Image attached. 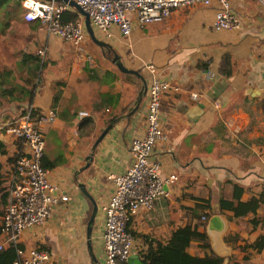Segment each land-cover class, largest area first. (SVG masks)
Masks as SVG:
<instances>
[{"label":"crops","instance_id":"0c3cea01","mask_svg":"<svg viewBox=\"0 0 264 264\" xmlns=\"http://www.w3.org/2000/svg\"><path fill=\"white\" fill-rule=\"evenodd\" d=\"M229 2L240 21L238 31L212 29L216 3L195 5L162 22L133 28L128 37L114 32L108 41L93 29L97 40L112 47L110 51L95 45L86 31L79 51L41 30L38 22L25 23L20 4L14 9L18 16L5 20L0 39V86L12 90L5 97L7 106L0 104V121H13L29 108L54 113L55 122L40 128L45 141L42 164L48 166L55 194L68 198L51 208L45 224L21 233L18 245L23 250H49L45 264H93L86 239L92 204L78 189L82 183L97 206L91 250L99 264L104 262L101 208L113 192L108 177L122 174L130 165V142L144 133L147 102L145 93L138 109L127 116L141 82L131 75L127 79L111 64L105 52H115L128 69L145 78L143 66L152 64L160 77L179 88L161 98V128L168 141L157 143L152 155L160 164L161 176L174 174L177 181L164 186L153 210L140 211L131 219L130 256L142 264L141 252L166 243L174 230L196 224L191 210L197 205L209 201L217 213L219 198H230L234 186H239L244 188L242 202L255 198L262 205L239 218L231 211L222 212L228 222L224 243L231 249L229 260L264 264V247L260 253L245 247L264 235V5L256 0ZM11 10L3 7L0 15L5 18V11ZM89 40L91 48L84 49ZM128 51L135 56L133 61L127 58ZM224 58L231 65L228 77L220 72ZM203 64L205 69L200 68ZM198 104L202 111L191 114ZM80 112L88 116L79 119ZM114 117L123 119L105 135L89 167L76 177L93 143ZM0 142L6 151L0 155L6 178L12 169L8 159L16 149L7 135L1 134ZM7 202L0 201V224ZM201 245L191 242L186 252L195 257L209 254Z\"/></svg>","mask_w":264,"mask_h":264},{"label":"built area","instance_id":"2783aa9c","mask_svg":"<svg viewBox=\"0 0 264 264\" xmlns=\"http://www.w3.org/2000/svg\"><path fill=\"white\" fill-rule=\"evenodd\" d=\"M76 2L89 16L92 28L110 41L114 32L128 37L133 28L159 23L174 12L199 5L217 8L212 23L214 31H238L240 21L232 13L229 0H71ZM264 5V0H256ZM25 23L38 22L41 30L82 51L85 36L83 19L76 23H63V14L71 10L68 6L51 1L19 0ZM41 54V53H40ZM127 58L135 59L132 52ZM146 71V112L145 128L141 137L130 142L131 162L122 174H111L108 179L113 192L102 206L104 216L103 264H127L133 248V237L129 231L131 219L140 211L153 210L157 199L164 194V186L177 181L174 174L161 176L160 164L152 160L157 143L167 142L168 136L161 128V98L168 92H178L179 88L160 77L152 64H144ZM193 100L197 95H192ZM88 116L80 112L78 118ZM55 122L52 111L39 112L31 108L19 114L13 122L0 124V133L13 139L15 149L19 147L17 158L6 176L8 202L3 209L0 224V250L7 245L16 248L13 264H45L50 251L33 248H18L21 233L45 224L51 208L59 201L66 202L67 196L55 194L49 182L48 169L43 167L45 141L41 131L43 125ZM7 173V172H6Z\"/></svg>","mask_w":264,"mask_h":264},{"label":"trees","instance_id":"16d2710c","mask_svg":"<svg viewBox=\"0 0 264 264\" xmlns=\"http://www.w3.org/2000/svg\"><path fill=\"white\" fill-rule=\"evenodd\" d=\"M12 3V4H11ZM19 5L16 1L10 0H0V9L3 7H8L10 9H15ZM80 19L79 15L74 10L66 11L62 16L63 23H76ZM106 58L111 61L113 57L112 52L106 53ZM230 63L227 58L223 59L222 67L220 69L221 74L228 77L230 75ZM200 68L205 69L206 65L200 66ZM38 67H35L37 71ZM126 78H132L130 75H126ZM0 91L2 97L5 98L7 94H10L12 90L4 89L0 86ZM25 111V110H24ZM22 110L20 114H23ZM117 117V116H116ZM116 117L112 118V122ZM17 118V117H16ZM15 118V120H16ZM14 121V120H13ZM11 121V122H13ZM19 147L16 148L15 153L8 159L10 163H13L17 158V153ZM0 155H6L3 144L0 142ZM43 167L47 168L43 163ZM48 169V168H47ZM4 175L2 172V164L0 163V201L1 204L7 202L8 193L5 192L3 187ZM244 193V188L239 186H234L231 197L224 198L221 196L219 198V207L217 213L222 214L224 210L231 211L234 218H239L253 214L262 205V200L251 199L247 202H242L241 196ZM198 210L206 211L202 214H198ZM192 216L196 219L195 225H186L174 230L167 242L164 244L156 243L154 247H149L144 252L140 253L142 264H223V259L215 255L210 250L209 240L205 233L206 223L208 218L215 212H212L209 201L205 202V205H197L195 209L191 210ZM201 228V230H199ZM191 242L201 243V247L209 250V254L203 257L191 256L186 252ZM18 248L22 249L19 245ZM249 250H253L260 253L264 247V235H261L257 240L249 245L245 246ZM16 260V248L12 245H7L4 249L0 250V264H13ZM228 264H239L238 262H233L229 260Z\"/></svg>","mask_w":264,"mask_h":264},{"label":"water","instance_id":"95a60500","mask_svg":"<svg viewBox=\"0 0 264 264\" xmlns=\"http://www.w3.org/2000/svg\"><path fill=\"white\" fill-rule=\"evenodd\" d=\"M42 1H51V0H42ZM53 1L56 3H61V4L68 6L70 9L74 10L79 15V17H81L83 19L85 31H86L87 35L89 36V38L91 39V41L95 45H97L98 47L105 49L107 51L112 50V47L109 44H107L103 41L97 40V38L94 35V31H93V28L91 26L88 14L76 2L71 1V0H53ZM110 62L112 65H114L118 69V71L120 73H122L124 75L134 76L135 78H137L141 82V88L138 92L137 98H136L135 102L133 103V105L128 109L127 116H131L138 109V106L141 102L142 96L146 93L145 78L143 75H141L136 70L128 69L123 64V62L121 61V57L115 52H113V57H112ZM212 91L214 92L213 89H212ZM196 107L197 108H195L191 112V114H193V115L197 114L198 115L199 111H202V109H203V106L201 104H198ZM196 109H198V111H196ZM188 117H190V116H188ZM121 119H123V118L119 117V118L115 119L113 122H111L102 131V133L99 135V137L95 140V142L93 143V145L91 147L90 153L86 158L85 165L78 172H76V174H75L76 177L83 170H85L89 167V165L93 159V152H94L95 148L98 146V144L101 142V140L105 137V135L111 130V128H113V126L117 122H119ZM190 119L193 122H195L194 116H191ZM78 189L92 204V213H91V216H90V218L87 222V225H86L87 248H88V251L90 252L91 262L93 264H99V262H97V260L95 259L94 255L92 253V250H91V232H92V227L94 224V218H95L96 213H97V206H96L95 202L93 201V199L90 197V195L86 192L82 183L78 184ZM216 207L217 206L215 205V208ZM213 211H215V209H213ZM227 230H228V222H227V219L223 215L215 213L208 218L207 223H206L205 233H206V236L209 240L210 249L215 255H217L218 257L223 259V264H228V261H229L230 255H231V249L229 247H227L224 243V236H225ZM126 262H127V264H141L140 261L135 256H130Z\"/></svg>","mask_w":264,"mask_h":264},{"label":"rangeland","instance_id":"374dc122","mask_svg":"<svg viewBox=\"0 0 264 264\" xmlns=\"http://www.w3.org/2000/svg\"><path fill=\"white\" fill-rule=\"evenodd\" d=\"M6 12L7 11H5V15H4L5 18H3L0 15V39H3V35H4L3 33H5L4 32V22H5V20H7V19H13V18H16L18 16V10L17 9L16 10H13V11L12 10L11 11H8V13H6ZM91 46H92V44H91V42L89 40L88 43H87V45H83V48L84 49H87L88 47L91 48ZM0 60H2V58H0ZM0 84H1V80H0ZM6 102H7L6 98H3L2 97V94H1V91H0V104L3 103V106H7ZM0 108H1V106H0ZM10 122H11V119H9L5 124L10 123ZM0 124L3 125L4 123L0 121ZM0 135H1V133H0Z\"/></svg>","mask_w":264,"mask_h":264}]
</instances>
